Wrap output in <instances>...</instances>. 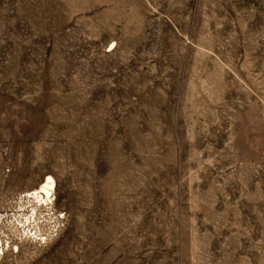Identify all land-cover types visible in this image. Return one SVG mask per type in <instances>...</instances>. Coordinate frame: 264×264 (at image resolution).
I'll use <instances>...</instances> for the list:
<instances>
[{
  "label": "rangeland",
  "instance_id": "1",
  "mask_svg": "<svg viewBox=\"0 0 264 264\" xmlns=\"http://www.w3.org/2000/svg\"><path fill=\"white\" fill-rule=\"evenodd\" d=\"M0 264H264V0H0Z\"/></svg>",
  "mask_w": 264,
  "mask_h": 264
},
{
  "label": "bare ground",
  "instance_id": "2",
  "mask_svg": "<svg viewBox=\"0 0 264 264\" xmlns=\"http://www.w3.org/2000/svg\"><path fill=\"white\" fill-rule=\"evenodd\" d=\"M54 180L53 178L49 177L47 181H45L41 186L34 190L33 192L29 193L27 198L33 199L37 201V203H42L44 204H50L51 198L53 197L54 193Z\"/></svg>",
  "mask_w": 264,
  "mask_h": 264
}]
</instances>
